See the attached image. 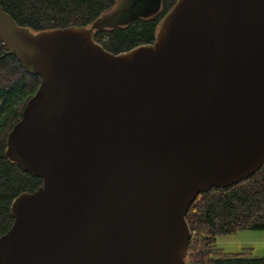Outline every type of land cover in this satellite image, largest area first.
<instances>
[{
	"label": "water",
	"instance_id": "obj_1",
	"mask_svg": "<svg viewBox=\"0 0 264 264\" xmlns=\"http://www.w3.org/2000/svg\"><path fill=\"white\" fill-rule=\"evenodd\" d=\"M160 7L32 33L0 0L7 54L40 78L5 155L42 181L12 201L0 264H184L196 197L264 166V0H177L151 44L94 40Z\"/></svg>",
	"mask_w": 264,
	"mask_h": 264
},
{
	"label": "trees",
	"instance_id": "obj_2",
	"mask_svg": "<svg viewBox=\"0 0 264 264\" xmlns=\"http://www.w3.org/2000/svg\"><path fill=\"white\" fill-rule=\"evenodd\" d=\"M176 1L161 0L154 16L96 31L94 40L113 54L151 44L159 22ZM1 5L18 26L38 33L66 27L89 28L114 7L115 0H1ZM39 83V77L27 73L14 55L7 54L0 39V236L12 224V201L42 185L40 178L23 171L5 155L7 135ZM185 218L191 237L184 264H264V257H255L250 249L227 253L217 245L218 237L239 231H264V166L238 184L200 193Z\"/></svg>",
	"mask_w": 264,
	"mask_h": 264
},
{
	"label": "rangeland",
	"instance_id": "obj_3",
	"mask_svg": "<svg viewBox=\"0 0 264 264\" xmlns=\"http://www.w3.org/2000/svg\"><path fill=\"white\" fill-rule=\"evenodd\" d=\"M217 245L227 253L250 249L254 256L264 257V231H239L235 235L218 237Z\"/></svg>",
	"mask_w": 264,
	"mask_h": 264
},
{
	"label": "crops",
	"instance_id": "obj_4",
	"mask_svg": "<svg viewBox=\"0 0 264 264\" xmlns=\"http://www.w3.org/2000/svg\"><path fill=\"white\" fill-rule=\"evenodd\" d=\"M251 253H252V251H251ZM253 254V253H252ZM254 255V254H253ZM255 257H257V256H255Z\"/></svg>",
	"mask_w": 264,
	"mask_h": 264
}]
</instances>
